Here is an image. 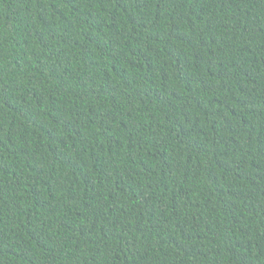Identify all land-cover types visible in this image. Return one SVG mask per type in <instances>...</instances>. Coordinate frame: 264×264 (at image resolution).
<instances>
[{"label": "trees", "instance_id": "1", "mask_svg": "<svg viewBox=\"0 0 264 264\" xmlns=\"http://www.w3.org/2000/svg\"><path fill=\"white\" fill-rule=\"evenodd\" d=\"M0 264H264V0H0Z\"/></svg>", "mask_w": 264, "mask_h": 264}]
</instances>
